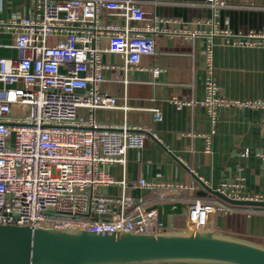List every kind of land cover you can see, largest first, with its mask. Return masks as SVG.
<instances>
[{
	"label": "built area",
	"instance_id": "2783aa9c",
	"mask_svg": "<svg viewBox=\"0 0 264 264\" xmlns=\"http://www.w3.org/2000/svg\"><path fill=\"white\" fill-rule=\"evenodd\" d=\"M205 5L215 17L227 7L225 0H205ZM101 10L126 23H102ZM146 19L139 0H36L33 16L12 20L18 28L14 44L18 57H0V225L79 228L95 233L159 229L157 212L147 211L142 198L127 195V180L116 181L107 168L109 164L125 168L129 150H142L148 135L156 134L152 129L104 127L95 117L97 110L120 108L118 99L102 90L103 53L122 57L125 84L143 56L157 55L151 36L157 27L130 26ZM176 21L160 20L164 24ZM183 33L193 38L201 34L185 26ZM103 38L108 39L107 47L102 46ZM203 54L206 97L199 104L207 108L213 124L220 106H245L264 112V100L219 98L213 46ZM175 103L178 108L195 104ZM83 109L89 112L87 118L81 114ZM152 112L156 121L162 120L159 110ZM262 126L264 135V116ZM213 133L206 136L208 154L212 152ZM249 155L248 149L242 154ZM256 156L263 163L264 177V147ZM114 184L123 190L119 197L101 193L102 188ZM140 186L183 190L189 198L198 188L194 181L164 184L145 179L140 180ZM242 188L241 182L233 181L219 185L216 191L234 200L264 202V190L249 198ZM230 209L223 203L192 200L189 229L207 230L211 214L228 213ZM96 214L103 217L95 218Z\"/></svg>",
	"mask_w": 264,
	"mask_h": 264
},
{
	"label": "crops",
	"instance_id": "0c3cea01",
	"mask_svg": "<svg viewBox=\"0 0 264 264\" xmlns=\"http://www.w3.org/2000/svg\"><path fill=\"white\" fill-rule=\"evenodd\" d=\"M225 1L227 7L215 17L205 0H139L147 19L131 22L130 26H156L157 32L151 36L158 53L142 57L141 63L129 72L128 84L123 82L120 69L122 57L103 53L102 90L115 96L120 108L97 110L95 117L104 127L152 129L156 134L148 135L142 150H129L125 168L118 164L107 168L116 181L127 180V195L142 198L147 211L157 212L158 230H188L190 202L200 199L231 208L228 213L211 214L208 229L264 244V208L231 206L212 195L201 197L195 193L189 198L183 190L140 186L142 179L164 184L194 181L197 190H216L223 183L239 181L249 198L263 193V163L256 156L264 147L263 110L220 106L213 124L207 108L199 104L206 97L203 51L210 45L217 96L231 101L264 100V0ZM35 2L0 0V57H18L14 47L18 28L12 20L33 16ZM161 19L177 21L164 24ZM99 20L118 26L126 23L106 10L100 11ZM183 26L201 34L194 38L186 35ZM250 34L256 37H249ZM102 46H108L107 38H103ZM175 100L195 104L178 108ZM153 109L160 111L162 120L154 119ZM81 114L89 116L85 109ZM212 131V152L208 154L206 136ZM247 149L250 155L243 157ZM100 191L112 198L123 192L117 184Z\"/></svg>",
	"mask_w": 264,
	"mask_h": 264
},
{
	"label": "water",
	"instance_id": "95a60500",
	"mask_svg": "<svg viewBox=\"0 0 264 264\" xmlns=\"http://www.w3.org/2000/svg\"><path fill=\"white\" fill-rule=\"evenodd\" d=\"M196 194L264 208L262 201L234 200L208 187ZM0 264H264V244L212 229L95 233L0 225Z\"/></svg>",
	"mask_w": 264,
	"mask_h": 264
}]
</instances>
